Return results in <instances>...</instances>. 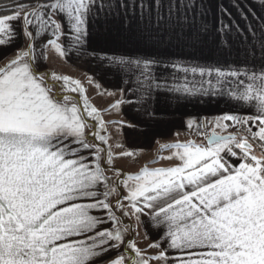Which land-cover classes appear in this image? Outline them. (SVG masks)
Here are the masks:
<instances>
[{
    "label": "snow or ice",
    "instance_id": "obj_1",
    "mask_svg": "<svg viewBox=\"0 0 264 264\" xmlns=\"http://www.w3.org/2000/svg\"><path fill=\"white\" fill-rule=\"evenodd\" d=\"M116 18L123 40L165 51L97 54L91 25ZM173 46L207 47L200 58L214 62ZM49 47L91 56L87 83L118 119L79 79L41 69ZM0 63V264H264V0H3ZM96 73L115 75L116 90ZM160 94L235 111L204 122L206 143L160 144L174 166L125 173L115 162L137 152L123 130L151 122ZM124 105L144 119H125Z\"/></svg>",
    "mask_w": 264,
    "mask_h": 264
},
{
    "label": "crops",
    "instance_id": "obj_2",
    "mask_svg": "<svg viewBox=\"0 0 264 264\" xmlns=\"http://www.w3.org/2000/svg\"><path fill=\"white\" fill-rule=\"evenodd\" d=\"M250 2L251 0H249V3ZM225 3H227V0H225ZM138 14L139 10H137V15ZM236 18L239 19V17ZM249 19H251V17H249ZM146 22L147 21H144V23ZM118 26L119 18H116L111 24H101L99 26L92 24L90 28V49H96L97 54H99V49L103 48L108 52V54L133 53L141 56L147 52L165 51V46L163 45L159 48H150L146 47L144 44L123 40L122 37L127 35V33L118 34L115 31V28ZM140 26L143 27V23ZM241 26H243V24ZM109 27L113 28L111 35L114 39L108 43H101L100 38L106 34ZM37 43H40L41 48H43V44L40 41H37ZM235 43L239 46V40H236ZM25 44L26 41L21 39L13 45V48H23ZM167 52L173 53L176 56L183 55L187 59H191V56L195 54L198 58V62L201 64H211L214 62L212 59L200 58L201 56L208 57L209 49L207 47H204L202 52L194 53L191 48H177L173 46L167 48ZM47 55L48 59L46 61L41 60L42 70L49 72L55 71L57 74L68 75L73 79L87 81V75L93 74V70L96 68V64L94 62H90L91 56L87 54L83 57H78L75 53H72L65 59H61L58 54L49 47ZM0 66H3L2 63H0ZM95 78L97 82L102 84V87L108 88V90L111 91L116 90L115 85L117 83V78L115 75H106L102 77L99 73H96ZM94 94V102L99 104L101 111L104 112L103 110L108 107L110 102H112V98H109L106 95L98 96L97 93ZM137 107L138 105H124V118L129 121H132L134 118L137 120L144 119V117L137 112ZM153 108L156 114L152 118L151 122L139 125L135 128L126 127L123 130V139L126 147L136 151L137 155L140 157L149 156L151 153H154L155 150L159 148L160 144H173L189 139L193 133L197 131L194 124L196 119H201L204 123L205 121L214 120L216 116L223 115L226 112L235 111L232 105L225 103V101L219 97L212 98L194 96L188 98H174L165 94H160L153 100ZM247 112L248 109H245L242 114H247ZM118 118L119 117L115 113H112L108 119ZM189 121L193 122L191 128L187 126ZM237 151L239 150L237 149ZM226 159L232 162L235 166H238L239 164V160L237 158L226 156ZM144 219L146 220L147 218ZM125 222L130 223L128 221ZM148 232L150 236L154 237L156 229L148 227ZM142 235L143 233H141V237L138 238L139 243H145L144 246L147 247L148 241H144L142 239ZM149 254L154 253L149 252Z\"/></svg>",
    "mask_w": 264,
    "mask_h": 264
},
{
    "label": "rangeland",
    "instance_id": "obj_3",
    "mask_svg": "<svg viewBox=\"0 0 264 264\" xmlns=\"http://www.w3.org/2000/svg\"><path fill=\"white\" fill-rule=\"evenodd\" d=\"M80 81L83 84V86L86 88V95L89 97V102L93 106L100 109V107H99L100 105L96 104V102H94L95 101V98H94L95 94L94 93H96L94 86L89 85L87 83V81H84V80H80ZM73 95H75V94H73ZM101 113L104 116V119L109 120L108 118L111 115L104 113L102 111H101ZM196 120H201V119H196ZM202 123H203V121H202ZM194 124H195V122H194ZM195 127H196L197 131L195 133H193V135L189 139H187L185 141H180L179 143H187L188 141H191V142L196 143V144L205 143V138H206L205 133H206V131L208 133H210L212 131L211 128L205 130L203 127H197L196 124H195ZM198 128H199V130H198ZM216 131L219 132V129H216ZM157 150H158V148L155 150L154 153H151L149 156L140 157L139 155H136L135 159L120 158L115 162L114 166L117 168H120L125 173H135V172L139 171V169L144 167V166H148L149 168L162 167V166L168 167V166H174L176 163H179V161H175V160H172V161L161 160L160 157L163 156L164 153H166L164 155H170L171 153L168 151L163 152V153H159ZM257 151H259V150H257ZM154 161H155V163H154ZM109 174H111V173H109ZM126 221H128V220L126 219ZM128 222L134 224V221H128ZM133 234L135 235V233H133ZM144 244H142L141 242L139 243V240H138V246L139 247L146 248V246H144ZM150 252H151V250H150Z\"/></svg>",
    "mask_w": 264,
    "mask_h": 264
},
{
    "label": "built area",
    "instance_id": "obj_4",
    "mask_svg": "<svg viewBox=\"0 0 264 264\" xmlns=\"http://www.w3.org/2000/svg\"><path fill=\"white\" fill-rule=\"evenodd\" d=\"M195 124H196L197 127H203L202 120H196Z\"/></svg>",
    "mask_w": 264,
    "mask_h": 264
},
{
    "label": "trees",
    "instance_id": "obj_5",
    "mask_svg": "<svg viewBox=\"0 0 264 264\" xmlns=\"http://www.w3.org/2000/svg\"><path fill=\"white\" fill-rule=\"evenodd\" d=\"M0 2H3V0H0Z\"/></svg>",
    "mask_w": 264,
    "mask_h": 264
},
{
    "label": "water",
    "instance_id": "obj_6",
    "mask_svg": "<svg viewBox=\"0 0 264 264\" xmlns=\"http://www.w3.org/2000/svg\"><path fill=\"white\" fill-rule=\"evenodd\" d=\"M205 143H206V138H205Z\"/></svg>",
    "mask_w": 264,
    "mask_h": 264
}]
</instances>
